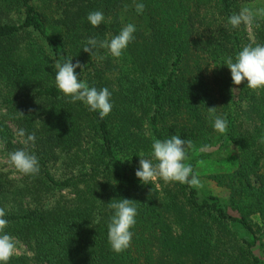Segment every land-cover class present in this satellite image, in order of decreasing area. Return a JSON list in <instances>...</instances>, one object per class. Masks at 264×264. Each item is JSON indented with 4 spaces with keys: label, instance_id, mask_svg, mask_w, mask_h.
Masks as SVG:
<instances>
[{
    "label": "trees",
    "instance_id": "1",
    "mask_svg": "<svg viewBox=\"0 0 264 264\" xmlns=\"http://www.w3.org/2000/svg\"><path fill=\"white\" fill-rule=\"evenodd\" d=\"M247 5L264 0H0L2 153L11 165L23 128L35 133L29 150L40 166L31 176L11 165V176L0 164L5 231L28 252L8 264H264V88L234 85L225 65L245 45L264 44V20L228 23ZM92 11L102 25H90ZM127 24L136 31L119 58L82 50ZM69 57L80 80L111 93L106 117L56 87L54 62ZM213 106L228 121L223 134L209 119ZM172 135L192 141V168L232 150L230 169L207 176L224 200L135 176L139 158H152V138ZM123 198L135 201L136 224L130 247L116 253L108 205Z\"/></svg>",
    "mask_w": 264,
    "mask_h": 264
},
{
    "label": "clouds",
    "instance_id": "2",
    "mask_svg": "<svg viewBox=\"0 0 264 264\" xmlns=\"http://www.w3.org/2000/svg\"><path fill=\"white\" fill-rule=\"evenodd\" d=\"M145 5L136 3V12L143 13ZM264 20V6L247 5L238 12H234L228 23L233 28L241 25L252 28L257 20ZM87 20L92 27H98L104 23L105 17L101 11H92ZM136 29L133 24L124 26L119 34L110 40H98L89 38L82 50L95 55L98 48H106L111 56L119 58L128 44L133 41ZM225 65L230 70L231 80L234 85H240L247 81V86L252 90L264 88V44L250 43L245 45L235 56L227 57ZM55 69L56 87L70 102H83L90 111L98 112L100 118L106 117L112 110L110 102L111 93L105 88L90 87L85 81L79 79L77 68H82L79 61L72 63V58L57 60L53 65ZM208 116L213 121V127L219 133L227 131L228 121L226 117L217 114V107H209ZM22 117L24 114L18 112ZM16 135L23 145L15 151L8 153L9 163L21 174L35 176L40 171L38 157L29 149L35 142V133L26 134V130L19 128ZM264 142V141H262ZM191 140L181 139L178 135H172L166 139L152 138V158H139V168L135 176L143 183L162 180L165 183L179 182L191 187L201 188L203 184L197 174L193 172L188 159L186 147H191ZM5 148V141L0 140V150ZM113 214L108 223V242L116 253L125 251L130 247L133 233L131 229L136 224L137 207L131 199L113 200L109 205ZM9 221L6 219V209L0 207V264H8V261L17 253V241L15 237L7 233Z\"/></svg>",
    "mask_w": 264,
    "mask_h": 264
},
{
    "label": "rangeland",
    "instance_id": "3",
    "mask_svg": "<svg viewBox=\"0 0 264 264\" xmlns=\"http://www.w3.org/2000/svg\"><path fill=\"white\" fill-rule=\"evenodd\" d=\"M231 151L232 150L227 145H225L218 150L217 155L214 157L207 158L204 161L195 164L193 167V172L198 175L201 183L203 184V187L201 188L193 187L197 191L198 195H201L202 192H204L224 200L226 190L215 185L207 178V176L212 173L224 172L230 169ZM0 164L3 166L4 170L11 172V176L14 175L13 168L8 164L7 159L3 156L2 150H0ZM17 249L18 251L15 255H28V252L24 246H22L19 242H17ZM257 255H259L261 258H264V240L263 247L260 249V251L257 250Z\"/></svg>",
    "mask_w": 264,
    "mask_h": 264
}]
</instances>
